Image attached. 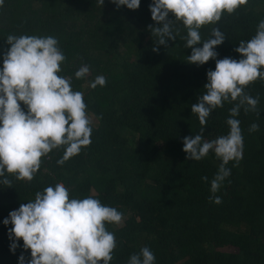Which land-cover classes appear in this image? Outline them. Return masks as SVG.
Wrapping results in <instances>:
<instances>
[{
    "label": "trees",
    "instance_id": "1",
    "mask_svg": "<svg viewBox=\"0 0 264 264\" xmlns=\"http://www.w3.org/2000/svg\"><path fill=\"white\" fill-rule=\"evenodd\" d=\"M151 3L140 0V7L130 10L110 0L102 7L98 0H4L0 68L9 35L55 37L66 57L58 75L70 78L72 90L83 93L86 112L96 122L90 145L63 165L57 164L65 151L60 147L42 157L30 182L5 173L12 187L0 183V264H19L21 254L26 262L31 259L22 239L15 253L10 251L12 225L3 220L57 183L68 189L70 199L91 196L122 213L120 224L106 223L116 240L110 264H128L144 247L154 254V264H264V81L244 89L259 97V115L241 107L235 119L242 130V158L226 165L231 174L212 193L211 180L222 161L212 151L200 161L187 160L183 139L200 133L191 105L205 93L207 71L215 70L216 62H187L192 51L182 39L187 30L171 13L176 39L157 45L148 30L159 26L151 18ZM261 20L264 0H248L232 14L225 11L216 24L202 26L200 35L207 40L217 27L225 34L215 48L217 59L239 60L234 49L256 34ZM82 66L89 73L77 79ZM98 75L106 85L93 89ZM237 102H224L211 112L204 141L229 132L226 121ZM253 123L259 130L249 132ZM210 196L222 202H211Z\"/></svg>",
    "mask_w": 264,
    "mask_h": 264
},
{
    "label": "clouds",
    "instance_id": "2",
    "mask_svg": "<svg viewBox=\"0 0 264 264\" xmlns=\"http://www.w3.org/2000/svg\"><path fill=\"white\" fill-rule=\"evenodd\" d=\"M117 8L126 6L130 10L140 7V0H110ZM248 0H152L149 5L151 18L159 26H148L157 45L175 41L173 19L182 22L187 35L185 48H191L187 62L198 66L210 59L215 60V70L207 71L205 93L198 102L191 105V112L198 115L200 133L184 137L183 151L187 160L200 161L210 151L222 163L211 180V192L215 193L222 182L230 176L226 167L230 161L242 158L243 136L240 121L235 119L241 107L245 113L259 115V97H252L244 89L256 80L264 81V20L257 26L256 34L248 41L241 40L234 50L239 60L225 57L217 59L215 48L225 40V34L213 27L211 38L203 40L200 29L204 25L216 24L226 11L234 13ZM4 0H0V7ZM102 7L104 0H98ZM10 48L3 55L0 68V177L14 174L17 180L32 181L39 171L42 157L53 149L64 147L65 151L57 164L79 154L82 147L91 143L92 127L87 115L83 93L73 91L71 80L59 76L61 64L66 57L53 36L9 35ZM203 43L202 47H195ZM158 52L157 47H153ZM89 73L88 66L75 72L77 79ZM106 78L98 75L91 83L105 86ZM238 101V102H237ZM224 102L235 103L230 109L226 123L229 132L211 141L203 140V132L211 112L223 107ZM21 103L27 108L25 111ZM259 130L253 123L249 132ZM207 180V177H202ZM0 183L12 187L6 177ZM209 200L220 204L222 199L210 196ZM123 215L117 209L101 204L88 196L71 198L68 189L57 183L35 194V199L22 203L3 220L12 241L10 251L15 253L22 239L23 249L31 252L27 260L23 254L19 264H110L116 248L115 236L106 229V223L120 224ZM155 256L144 247L139 254H133L128 264H154Z\"/></svg>",
    "mask_w": 264,
    "mask_h": 264
},
{
    "label": "rangeland",
    "instance_id": "3",
    "mask_svg": "<svg viewBox=\"0 0 264 264\" xmlns=\"http://www.w3.org/2000/svg\"><path fill=\"white\" fill-rule=\"evenodd\" d=\"M87 115H88V117H89V119H90V121H91V124L92 125H95V119L93 118V116L91 115V114H89V113H87ZM225 250L226 251H230L231 250V248H225Z\"/></svg>",
    "mask_w": 264,
    "mask_h": 264
}]
</instances>
